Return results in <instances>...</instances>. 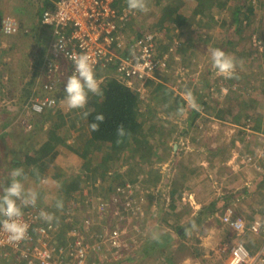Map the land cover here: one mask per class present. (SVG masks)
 Listing matches in <instances>:
<instances>
[{
	"label": "rangeland",
	"instance_id": "1",
	"mask_svg": "<svg viewBox=\"0 0 264 264\" xmlns=\"http://www.w3.org/2000/svg\"><path fill=\"white\" fill-rule=\"evenodd\" d=\"M55 1L56 0H51V2L53 3ZM121 1L122 0H115V2L117 3H121ZM171 1L173 0H147L149 11L146 13L130 11L127 5H124L121 11L130 14L131 23L134 29L137 30L138 28L140 29L146 28L148 26H154V23H156V21L159 19V16L161 15V8ZM175 1L177 0H174V2ZM222 1L225 2L221 6L213 4L210 7L209 17L204 18L205 20H208V23H210L211 26L199 27L195 24L194 21L192 22L193 19H191V17L194 15L193 10L197 7L195 0H180L176 8V11L181 12L185 15L186 18H189L187 19L190 21L188 24L183 23V25L179 28L175 27L174 22L170 21V25H173L175 28H173V41H171V45H169L168 47L172 50L175 49V47L172 46L174 45L173 43L175 41V44L177 46H182V48L184 49V54H177L176 52L171 53L174 56H172L170 59V66L165 70L160 69V71H165L161 74H165L166 77L168 75V78L164 80V83L168 86L173 87V89L177 91V93L181 94L184 98L188 99L186 90H193L194 92H196V90L201 87V81L204 77L200 79L198 73L202 71V66L205 64L206 66L209 65L212 67L210 54L211 49L220 48L221 50L225 51L226 54L234 57L237 63H239L240 60L237 59V56H242L241 53L247 54L246 51L248 49L253 50L254 47L256 49L261 48L260 41L263 40L259 39V37L260 35L263 36L262 31H264V0ZM36 2L37 0H0V18L8 16L13 18L16 22V30L7 34H4L0 24V74L3 80L0 92V122L5 120H8V122L12 121L14 116H12L11 113L10 115L8 114L5 118V113L3 110L4 106L16 112V110L20 109L21 104H23L25 100V93L23 95V93H19V91L20 88L24 86L25 82H27L29 72H31L33 69L32 64L37 50L42 46L44 47V57L47 58V54H49V48L52 43V35L49 34L48 30H45L44 32L39 31V17L35 14L37 5ZM236 5L242 6V8L240 9V16L242 17V21L238 20L237 23H233L231 11L236 8ZM236 24L238 25L235 26ZM37 34H41L42 36L44 35L46 37H44L43 44L39 45V43L34 39ZM243 57L246 58L243 60V63L246 64L248 62V65L244 68V70L251 71L253 73L251 68H255L257 71L259 70L264 74V65H256V63L254 62L255 60L253 58V54L249 53L248 56L246 55ZM248 60H250V62ZM63 62L65 61H61V63L57 65V68H52L51 71H48V69L44 67L45 60L42 61V63L36 70L33 82L28 84L30 85V92L33 94L32 97H40L41 95L46 96L52 93L54 94L56 90L58 92V90L61 91V89L64 91L65 83L67 81V63ZM236 70L240 69L236 68ZM243 72L248 74V72ZM220 77V75H217L218 81L217 83H215V86L216 84H218L220 89V85L222 84L227 89L226 86L227 84H229V82L223 76L221 78ZM50 83L52 85V88L49 91L45 92L42 87L45 84ZM234 85L235 83H232L231 88H233ZM7 89H11L12 93H8ZM132 89L140 92V97L145 99L144 106L151 110L152 113V118L150 120L142 122L143 131L150 130L152 125H157L158 123L160 125H163V127L165 126L164 128L171 127L170 123L166 119L173 120L174 117L167 115L166 112L156 104V101L158 99L157 97H149L151 95L147 93L145 86H143L139 90H137L136 87L135 89ZM4 91L5 93H3ZM221 91H224V89H222ZM216 93H218L217 86L215 87V94ZM215 94L213 95V97H215ZM21 96H23L24 99L23 97L21 98ZM64 96L65 95L61 96L62 98H60L57 104L59 111L62 114L66 115V118L68 119L74 118L76 117V115H82L81 110L69 111L65 107V105L63 104ZM18 119L21 120V117L19 118L18 116L16 119H13L14 125H12V128H14V130L11 128L5 129L6 131H9V133L11 134V139H13V141L15 142L13 145H11V147L9 144L3 141L2 136L4 133L0 130V181H3L4 177H6L7 182H10L11 171L19 166L26 171V169L24 168V164L22 163L24 161L22 155L27 154L31 159L36 157L40 158V152L37 150V148L42 146L43 142L48 136L50 124L45 123L40 130L38 129L31 136L32 139L38 141L36 149L30 150L29 147H25L21 150V153V151L18 150L19 148L17 149L16 143L22 141V139L27 134L25 133V128L22 126L23 122L18 123ZM68 122L69 121H67L66 119L64 124L67 125ZM177 122L178 126L174 128L173 131L168 129L166 131L164 129L160 138L158 137L157 133H153L151 135H148L147 133L145 134L150 143L153 144L155 155L151 157L147 156L146 159L143 160L142 166L137 164L133 168L134 172L141 173L143 170L149 172L152 169H157L160 173L155 175L158 185L156 188L152 189V194L156 200V203L153 201L148 205V202L140 197V204L142 208L149 209L148 213L152 215H150V217L146 213L147 218L145 217V220H142V224H139L141 223V221H138L137 219H134L132 221L125 219L123 222H118L111 218H107L106 216L104 218V213H99L93 207L92 209H90L91 207L86 208L81 201V199L84 198V193L86 192L89 196H91V193L93 192L97 194L99 191L102 192L101 188H105L107 190V187L111 186V182L109 181L113 180L114 174L116 172H121L127 169L133 164V160H141L139 159L140 157H137L138 154L133 153V149L131 147L123 150L120 155L116 157L117 160H122L120 166L111 169L109 168L108 164L100 163L99 154L97 156H92V158L90 157V159L89 157L82 158L78 155V153L74 151L73 148H71L72 152H70L69 156L58 157L55 164V169L51 170V173L54 174V179H56V186L54 188L48 189V193L45 194L44 198H41V201H43V204L45 206H49L52 212L54 211V220L57 223L60 222V218L62 219L63 216L66 217L68 213L67 216L69 217L70 223L68 226L62 224L63 230L67 229L71 223L72 225L74 223H77L80 219L86 217L87 214L91 215L90 217L85 218L88 222L85 221L83 229H79V231L83 234L85 241L89 245H94L98 242L96 236L99 234H102L101 238L104 241L99 244V247H96L95 249H89V259L86 261V264H172V262L175 263L178 261L176 259V256H174L175 251L177 250V248L175 247L178 243L176 244V242H172L168 244H159L158 242H155L154 240L156 239L153 238L155 236L159 239L161 238L163 233L161 231L164 225H162V219H160L159 217L161 208H163L167 204L175 202V204L179 203L176 210L180 211V209H183L182 206L184 205V207H190L192 211L197 204L195 196L194 201L192 199V193L194 191L192 190V183L187 184L188 186L183 184L182 180L180 181V179H184V177L176 174V169L177 171H179L180 168H184L181 165V162H177L175 153L171 154L170 151L168 152L167 157L164 156V148L160 143L161 140H167L171 145L175 140H178V148L176 153H180L181 150H185L188 147L186 142L182 143V140H185L184 138L188 137V139L191 141L193 138V133L191 129H188V123L182 121V119L177 120ZM246 123L251 122L246 121ZM163 127H161V129H163ZM0 129L2 128L0 127ZM185 130H187V132ZM211 130L212 129L205 130L201 138H205V134L207 136H215V134ZM73 135H76V133L73 132ZM176 136L178 138H176ZM179 137L181 140L179 139ZM158 138L161 140L158 141ZM218 139H220V142L223 141V138ZM190 143L194 145L192 141ZM254 146L257 147V143ZM133 154H135V156H133ZM139 154L144 155L145 153L143 152ZM22 158L23 160L21 161ZM183 158L189 161L191 159L187 156H184ZM13 162H17L18 164L13 165ZM231 162L234 163L236 161H233L232 159ZM231 162L229 163V165L232 164ZM243 163L248 166V169H256L253 161L249 163L246 160L243 161ZM30 167H33V165L31 164ZM42 167L43 164L41 163L38 170L41 171ZM185 168L186 171L182 175H184L187 170L191 168L190 163L189 165H185ZM243 168L244 167L242 166V169ZM242 169H240V171H232L240 173H243L241 171H244L245 173L241 175L243 177L239 178L240 180L238 179V181H235L236 184H234L235 186L232 188V190L236 189L237 187H243L246 184V181L248 182V180H245L244 176H251L250 171H248L249 173L246 174L247 172ZM146 172H142V174L146 175ZM204 175L205 174L203 171H201V173L199 174V177L202 181V189L200 190L201 192L199 193V196H204L205 198L206 196H209L210 193H213L214 196L216 195L215 192L218 194L221 193V189L218 187L219 181L215 178L216 189H210L212 187L210 185L211 182H209L207 177L205 179H202L204 178ZM167 176L173 177L172 183L170 184V191L174 188L176 190L174 194L176 197L173 195L169 196L168 194H166L165 190H163V186L166 185L165 182H167ZM82 178L86 179L87 181L86 185H83L84 187L81 188L82 190H80L79 188L73 190L68 187L71 182L75 180L81 183V180L79 181V179ZM92 181H94L95 183L94 186L101 185L100 190H98L97 188L93 189L89 187V182ZM212 181H214L213 178ZM28 183L29 180L26 182L25 187H27ZM43 187V190L46 191L48 185L44 184ZM160 190L162 192H159ZM131 191H133V189H131ZM140 193L141 191L139 192V195H142ZM156 193L159 195L158 198L155 197ZM57 200L63 201L62 209H58L56 207ZM168 208L170 207L168 206ZM95 213L96 218L94 220V216L92 214ZM143 214H145V212ZM102 219L106 220L104 221ZM220 225L217 224V231L221 232V229H225L224 234L227 235L228 233H230L231 236H229L230 238H226V240H223L225 242L216 241V239L211 236V242L213 243L214 247L210 249L209 256L211 257L207 256L206 258H203L205 264H208L207 261L211 264H225L226 257L229 252V247L235 240L233 239L234 236H232V231L230 232V230L226 226L224 228V226L222 225V228ZM121 227L123 228L122 232L125 233L123 234V236H121L122 232L119 230V228ZM112 228L119 230L118 243L116 245H111V241L108 242V235L112 232ZM248 234L249 233H247L246 235ZM250 236V238L247 236L242 238L241 241L247 244L248 248L252 252H255L259 249L262 243V237L254 234ZM151 241H153V245ZM204 247L206 248L207 246ZM143 251H145L146 255L144 257H138V255ZM167 253L171 257H169L170 260H164V256ZM12 255L17 254L10 253L7 254L6 257L9 258L10 262L16 263L12 259ZM7 258H5V261L8 260ZM0 261L4 262V259H0Z\"/></svg>",
	"mask_w": 264,
	"mask_h": 264
},
{
	"label": "trees",
	"instance_id": "2",
	"mask_svg": "<svg viewBox=\"0 0 264 264\" xmlns=\"http://www.w3.org/2000/svg\"><path fill=\"white\" fill-rule=\"evenodd\" d=\"M179 1L180 0H177L174 2L173 0L165 4L161 8V15L159 16V19L156 21V23H154V26L152 27L148 26L146 28H140V29L138 28L137 30L134 29L131 23L130 14H128V19L125 20L123 24H120V28H122L125 31L124 33L127 39H130V40H135L139 38L140 36H143V33L145 32L155 33L153 42L156 47V56L160 58L161 60L165 61L166 65H165L164 70L170 66V59L172 56H174L171 53L176 52L177 54H182V53L184 54V49L182 48V46L181 47L177 46L175 44V41L173 43L174 45H172L175 47V49L172 50V49H169L168 47L169 45H171V41H173V38H174L173 28L175 27L180 28V26H182L183 23L188 24L190 22L189 20H187L189 18H186L184 14L176 11ZM224 2L225 1H222V0H195L197 7L196 9L193 10L194 15L191 17V19H193L192 22L194 21L195 24L199 27L211 26V24L208 23V20H205L204 18L209 17L210 7L213 4H217L218 6H221ZM36 3L37 5H36L35 14L36 16L39 17V21H38V24H39L38 27H40L39 31L44 32L45 30H48L49 34L52 35L53 34L52 28L48 25L42 24L41 14H42V11L46 9H49V10L53 9L54 3L51 2V0H37ZM121 3L120 2L117 3L115 2V0H113L112 6L117 11H121L122 7L124 5L125 6L127 5L126 0H122ZM235 7L236 8L231 11L233 23H237L238 20L242 21V17L240 16V12H241L240 9L242 8V6L236 5ZM170 21L174 22L175 27L173 25H170ZM237 25L238 24H236L235 26ZM234 30H235V27H234ZM262 33H263V36L260 35L259 37V39L263 40V41H260L261 43L260 49L262 50L257 51L258 49L254 47L253 50L248 49L246 51L247 54L241 53L242 56H246V55L248 56L249 53L252 54V52L255 51L259 53V55L261 56L260 57L261 59L259 60H262L264 62V31H262ZM4 34H7V33H4ZM66 35H68V33H66ZM44 37H45L44 35L42 36L41 34H37L34 37V39L40 45V44H43ZM113 46L117 48L116 39H114ZM165 54L167 55V57L163 59V56ZM44 56H45L44 47L41 46L37 50L36 55L34 57V61L32 64L33 69L31 72H29L28 80L27 82H25V84L23 83L24 86L20 88L19 93H23V95L25 93L24 95L25 100L23 104H21L20 109L14 112L5 106L3 108L4 113H5V118L8 114L10 115L12 113V116L14 115L13 119H16L19 116V118L21 117V120L18 119L17 122L18 123L23 122L22 126L25 128V131H26L25 133L27 135L22 139V141L16 143L17 149L19 148L18 150L21 151L25 147L30 148L32 140L30 139L31 137L29 136H32L38 129L40 130L41 127L44 126L45 123L50 124V129L48 131V136L43 142L42 146L37 149L40 153L43 152L42 155H48L49 153H52V151H54L55 144L57 145L62 142H66L65 144H68L70 148H73L75 152L78 153V155L82 158L89 157L90 159V157L92 158V156L94 155L97 156L99 154L100 163L108 164L109 168L111 169V168H117L120 166L122 160H117L116 157L120 155V153L123 150L131 147L133 149V153L138 154L137 157H140L139 159L141 160H138V161L133 160V164L129 166L127 169L121 172L120 171L116 172L114 174L113 180L109 181L111 182V186H108L107 190L105 188H101V185L94 186L95 184L94 181L89 182L90 188H93V189L97 188L98 190H100L101 188L102 192L99 191L98 194L94 192L93 193L90 192L91 196H89L86 192L84 193V198H82L81 201L83 202L86 208L91 207L90 209H92L93 207L99 213H104V218L106 216L107 218H111L118 222H123L125 219H128L129 221L137 219L138 221H141V223L139 224H142V220H145L144 218L146 217V213L149 216L151 214L148 213L149 209L142 208L140 204V197L145 199L148 202V205L149 203H152L153 201L156 203V200L152 194L153 192L152 189L156 188L158 185L155 175L160 174L157 169H152L149 172H146L143 170L142 172H146V175L142 174V172L140 173V172L133 171L134 166H136L137 164L142 166L143 160H145L147 156L151 157L155 155L153 144L150 143L149 139L147 138L145 134L147 133L148 135H151L153 133H157L158 137L160 138L164 129L166 131L167 129L173 131L174 128L178 126V122L174 121L175 118H178V119L186 118V120L190 122H195V119H197L198 121H200V124L201 123L204 124L206 121V116L208 117L207 114H209L208 113L209 111H207V109L205 108L206 100H202L201 104L199 102H196V104L199 106V109L204 110L206 115H203L202 113H200L199 109L196 110L191 106L190 104L191 99L189 97L188 99L184 98L181 94L177 93V91H175L173 87L168 86L167 84L164 83V80L168 78V75L166 77L165 74H161V73L165 71L156 70L154 73L155 77L153 76V77L147 78L146 81L144 82V86L147 90V93L151 95L149 97H152V98L157 97L158 99L156 101V104L159 105L166 112L167 115L173 116L174 119L173 120L166 119L170 123L171 127L164 128L165 126L163 127V125H160L158 123L157 125H152L150 130L143 131L142 122L148 121L152 118L151 110H149L148 108L144 106L145 99L140 97L139 91H135L132 88L128 87L122 81L114 78L111 74L107 75V72H103L104 78L100 81L102 82L101 87L104 90V96L101 98V97H97L92 94H89L87 108L94 109V111L89 115L87 119L84 118L83 115H76V117L68 119L66 118V115L62 114L59 111L57 104L60 98H62L61 96L65 95V92L62 89L61 91L58 90V92L56 90L54 94L52 93L50 95H46V96H49L55 99V103L53 106L45 107L39 111L32 110L31 108L26 106L27 102L30 101L29 99L33 98L32 97L33 94L30 92V85L28 84L33 82L35 78L36 70L43 60H45L44 67L46 68L48 59L52 61L54 59V56L51 53L47 54V58ZM61 61H65V60L63 58L57 59L58 64H60ZM71 75H73L71 73V66H70V63H67L66 80ZM1 77L2 76L0 74V92H1L2 81H3ZM229 80H233V79H229ZM226 87L227 89L224 92L219 89V86L217 84L218 93L222 92L224 93V96H225L229 94L231 91H235L234 89L237 88L235 84L232 90L230 83L227 84ZM43 90L45 92L49 91L45 89ZM7 91L8 93H12L11 89H7ZM187 91L188 92L191 91V93H195L193 90H187ZM3 93H5V91ZM199 93H203V95H207V96L208 95L212 96L211 93H215V91L214 90L212 91V88H209V91L207 89V92H206V88L201 85V88L199 89ZM241 94L242 93H238V95H241ZM41 96H44V95H41ZM22 97L23 96H21V98ZM101 113L104 115L105 119L102 123H100L99 130L96 132H92L89 125L90 123L96 122L95 116ZM13 119L12 121H9V122L8 120L6 121L5 119H4L5 121L0 122V127L2 128L0 130L3 131L4 133L2 136L3 141L9 144L10 147L15 142L13 141V139H11L10 137L11 134L9 133V131H6L5 129L11 128L14 130V128H12V125H14ZM66 119L67 121H69L67 125L64 124ZM158 120H159V117H158ZM190 122H188V124H190ZM121 124H123L125 128H127L131 132V135L124 137L123 142L117 144L116 143L117 141L116 130ZM161 127H163V129H161ZM62 130L64 133L62 132ZM1 131H0V135H1ZM185 131L187 132V130ZM73 132L76 133V135H73ZM68 138L72 139L71 142H67ZM159 138H158V141L161 140ZM176 138L178 137L176 136ZM160 143L163 145L164 151H167L168 149L171 148V146L168 145L169 143L167 140H161ZM167 147L168 149H165ZM34 149H36V146L34 147ZM143 152L145 153L144 155L139 154ZM253 153H254V150H253ZM246 155H249V153ZM133 156H135V154H133ZM24 157L28 158L30 156L25 154ZM22 160L23 158L21 159V161ZM22 163L24 164V168L26 170L27 169L29 170V167L31 166L30 161L29 160L26 161V159H24ZM17 164H18L17 162H13V165H17ZM185 169L186 168H184L183 173L185 172ZM80 180H81V183H79L77 180L72 181L68 187H70V189H73V190L77 188L82 190L81 188L84 187L83 185H86L87 181L86 179H83V178L79 179V181ZM5 184H8L6 177H4L3 181L2 180L0 181V186L3 185L2 186L3 188ZM131 189H133V191H131ZM140 191H141L140 194L142 195H139ZM175 192L176 190L174 188L171 189V195L175 196L174 195ZM240 193L241 191L239 193L236 192L233 196L238 198L241 195ZM218 196H219L218 200H221V199L224 200V197L222 198L220 197V195ZM155 197L158 198L159 195L156 193ZM178 204L179 203L175 204V202H172L171 204H167V205L171 209H173L172 210L173 212L175 209H177ZM36 206L39 209L41 206L46 212L51 213L55 216L54 211L52 212L49 206L47 205L45 206L43 203L39 201V199L37 200ZM186 207L187 206L184 207L183 205L182 210L185 211ZM27 208H30V207L29 206L23 207V209H27ZM115 210H117V213H115ZM144 212L145 214H143ZM67 215L66 217L63 216L62 219L60 218V222L58 223L55 222V220L52 221L55 223V226L56 225L57 226L55 230L49 233L50 238L49 237L48 238L50 240V243L55 244L57 246L58 245L65 246L71 240V237H69L71 235L69 233V230L73 228H79L80 230L83 229V222L85 218L91 216L87 214L86 217L80 219L77 223H74L73 225L71 223L67 229L63 230V225L68 226L70 223L69 217ZM92 215L94 216V220H95L96 213ZM61 220H62V223H61ZM102 220L105 221L106 219H102ZM44 224H47V222L42 220L39 217V213H37L36 219H34L32 222V227H35L37 225H44ZM225 225L228 226L227 224ZM228 228L229 230L232 231L230 232L233 233L232 236L235 237V238L233 237V239H235L236 241H241V239L246 236L250 238L251 237L250 235H253V233L250 231L239 233L237 231L232 230L229 226ZM111 230H113V228ZM119 230L122 232L123 228L121 227L119 228ZM247 233L249 234L246 235ZM123 234L125 233L122 232L121 236H123ZM227 235H228L227 237L225 236L223 237L222 240L221 239L219 240L223 241V240H226V238H230L229 236H231V234L228 233ZM68 237L70 240L68 239ZM245 245L246 247H248L247 244ZM145 255L146 253L145 251H143L141 252V254L138 255V257H144ZM88 259H89V254L87 256V260ZM22 261L23 262L21 264H27L26 260H22ZM0 262L1 264L3 263L7 264L6 262H2V261ZM11 264H15V263H11Z\"/></svg>",
	"mask_w": 264,
	"mask_h": 264
},
{
	"label": "crops",
	"instance_id": "3",
	"mask_svg": "<svg viewBox=\"0 0 264 264\" xmlns=\"http://www.w3.org/2000/svg\"><path fill=\"white\" fill-rule=\"evenodd\" d=\"M261 50L262 49L258 48L257 51ZM252 54L256 65H264V62L259 60L261 59L259 53L253 51ZM237 59L240 60L239 63H237V68L240 70H236V74L239 75L238 78L233 80L226 79L230 84H236L237 88L234 89L235 91H231L225 96L222 92L216 94L211 93L212 96H207L203 95V93H199L200 87L195 93H192L195 102L201 104L202 100H206L205 108L209 111V114H207L209 118L206 116L204 124H200V121L197 119H195V122H190L186 120V118H180L186 123L190 122V124H188V129H191L193 133L191 141L194 145L190 143L191 141L188 137H185V140H182V143L186 142L189 148L187 147L185 150H181L180 153H176L178 140H175L171 145L168 144L171 148L168 149L167 147L165 149L168 150L166 152L164 151V156L166 157L168 156L169 151L171 154L175 153L177 162L180 161L184 168L185 165H189L190 163L191 168L188 169L184 175H182L184 168H180L179 171L176 169V174H180L179 176L184 177V179H180L183 184L187 185L192 183V190H194L193 193L191 192L193 195L192 199L194 201L195 196V199L197 200V204L192 211L190 207L187 206L185 211L182 209H180V211L175 209L172 212L173 209L164 206L161 208V212H159V217L162 219L161 223L164 225L161 231L163 233L161 238L153 240L159 244H168L172 242H176V244L178 243V247L177 245L175 247L177 250L174 255L178 261L175 263L172 262V264H205L203 258L209 256L210 249L214 247L211 242V236H213L216 241H221L223 237L228 236L224 234L225 229H221V232L217 231V224H221L220 226L222 228L223 226L224 228L226 226L221 221L220 216L224 214L228 207L233 209L235 215L243 216L247 221H251L258 216H264V172L263 170L253 168L248 169V166L243 163L246 154L253 153V150L255 149L254 145L256 143L258 145L257 147L262 145V137L256 132H264V74L259 70L257 71L255 68H251L253 73L244 70L248 65V62L246 64L243 63V60L246 58L243 56H237ZM248 61L250 62V60ZM202 68V71L198 73L200 79L204 77L201 81L202 86L206 88V92L207 89L209 91V88H212V91H215L213 88L217 86V84L215 86V83L218 81L216 70L209 65L206 66V64L203 65ZM243 71L248 72V74ZM231 89L233 90V88ZM186 92L188 93L187 90ZM238 93L244 95H238ZM214 94L215 97H213ZM199 111L203 115H206L204 110L199 109ZM175 119V122L179 120L178 118ZM246 121L251 122L252 132H247L244 128ZM210 129H212L211 131H213L215 136H207L205 134V138L202 139L201 136L204 131ZM247 135H250V138H247ZM218 138H223V141L220 142V139ZM30 139L32 140L30 150H33L34 147L37 146L38 141L32 138ZM70 140L72 139L68 138L67 142H70ZM65 143L66 142L57 145L55 144L52 153H49L48 155H42V153H40L41 157H36L37 159H31L30 157L25 158L24 155H22L26 161L29 160L33 165V167H29V170L25 171L26 179L24 180V184L29 180L26 188H35L39 193L38 199L41 203H43L41 198L45 197V194L49 191L48 189L54 188L56 185L49 183L47 184V190L44 191V184H41L39 179L36 178L37 174L35 170H38L42 163V170H38L40 177H47L50 181L56 182L51 170L55 169L58 157H67L70 152H72L70 146ZM184 156L190 157V161L184 159ZM232 159L236 162L232 163ZM230 162L232 163L231 165H229ZM242 166L247 172L246 174L249 173L248 171L251 172V176H244L245 180H248V182L246 181V184L243 187H237L232 190L235 186L234 184H236L235 181H238L239 178L243 177L241 175L245 174L244 171H241L243 173L232 171H240ZM201 171L205 174L202 179L207 177L209 182H211L210 185L212 187L210 189H216L215 180L217 179L219 181L218 187L221 189V193L218 194L215 192V196L213 193H210L206 198L199 196V193L201 192L200 190L202 189V181L199 177ZM27 177L30 178L28 179ZM212 178L214 181H212ZM172 179L173 177L167 176V182H165L166 185L163 186L164 189L162 188L169 196L171 195L170 184L172 183ZM9 184L10 182L5 185L8 186ZM2 186L3 185L0 186L1 194ZM240 191L241 195L238 198L233 196L236 192L239 193ZM159 192L162 191L160 190ZM218 195L222 198L224 197V200H218ZM226 227L228 228V226ZM235 241L236 240H234L233 243ZM151 242L153 245V241ZM203 245L207 247L205 248ZM10 253L12 252L0 248V259H4V262L7 264L14 263L10 262L9 258L6 257L7 254ZM12 256V259L16 262L15 264H21L23 262L18 256ZM169 257L170 256L167 253L164 256V260H170L171 257ZM5 258L8 260L5 261ZM207 263L211 264L208 261Z\"/></svg>",
	"mask_w": 264,
	"mask_h": 264
},
{
	"label": "built area",
	"instance_id": "4",
	"mask_svg": "<svg viewBox=\"0 0 264 264\" xmlns=\"http://www.w3.org/2000/svg\"><path fill=\"white\" fill-rule=\"evenodd\" d=\"M112 1L56 0L53 9L43 11L42 24L50 26L53 30L49 54L51 53L54 59L53 61L48 59L46 64L48 71L57 68L59 65L57 59L63 58L70 63L71 73L74 74L73 58L80 54H87L94 63L99 80L104 78L103 72H107V75L111 74L128 87L134 89L136 87L139 90L144 86L147 78L154 76L156 70L165 68V61L156 56V47L153 42L155 33L145 32L143 36L135 40L127 39L120 24L128 19V14L117 11L112 6ZM1 27L4 33H11L16 29V22L7 16L2 18ZM114 39H116L117 48L113 46ZM166 57L165 54L163 59ZM51 88V83L43 86L45 90ZM222 89L226 90L224 86ZM29 100L26 106L36 111L51 107L55 103V99L49 96H35ZM245 129L247 132H252L251 124L246 123ZM256 133L261 135L262 145L255 147L253 154L246 155L245 161L249 163L253 161L256 169L263 170L264 132ZM247 138H250V135H247ZM29 207L23 209L22 218L29 225L27 239L18 244L9 243L7 233L0 229V248L16 253V256L26 260L27 264H86L89 249L99 247V244L104 241L101 238L102 234H99L96 236L98 242L89 245L79 228H73L69 230L71 240L65 246L52 244L48 236L57 225L51 222V224L32 227L37 213H40L43 208ZM221 220L234 231L239 233L250 231L262 237V243L255 252L250 251L241 241L232 243L225 264H263L264 216L247 221L243 216L235 215L233 209L228 207L221 216ZM118 235V230L113 229L108 235V242L111 241V245H116Z\"/></svg>",
	"mask_w": 264,
	"mask_h": 264
},
{
	"label": "clouds",
	"instance_id": "5",
	"mask_svg": "<svg viewBox=\"0 0 264 264\" xmlns=\"http://www.w3.org/2000/svg\"><path fill=\"white\" fill-rule=\"evenodd\" d=\"M126 3L130 11L142 13L149 11L147 0H126ZM1 20L2 18H0V23ZM210 54L212 67L216 70L217 75L223 76L225 79L238 78L236 74L237 61L234 57L226 54L220 48L211 49ZM73 61L75 71L65 83L63 104L69 111L81 110L82 115L87 119L94 111V109L87 108L89 94L102 98L104 90L101 87L102 82L97 78L94 63L89 55L80 54L74 57ZM222 86L224 85H220L221 90ZM187 95L191 99V106L198 110L199 106L196 104L194 97H192L191 91ZM104 119L105 117L102 113L97 114L95 116L96 122L89 125L91 131H98L100 123ZM130 135L131 132L121 124L116 130V143H122L123 138ZM35 171L41 184L56 183L55 181H50L47 177H40L38 170ZM25 179V170L22 167L14 168L11 171L10 184L4 186L2 194H0V217H2L0 219V229L7 233L9 243L18 244L28 238L29 225L22 219L24 215L23 207H35L38 200L39 193L35 188H26L24 184ZM56 207L62 209L63 201L57 200ZM39 217L49 224L55 219L53 214L43 209L40 211ZM153 238L158 239L155 236Z\"/></svg>",
	"mask_w": 264,
	"mask_h": 264
},
{
	"label": "flooded vegetation",
	"instance_id": "6",
	"mask_svg": "<svg viewBox=\"0 0 264 264\" xmlns=\"http://www.w3.org/2000/svg\"><path fill=\"white\" fill-rule=\"evenodd\" d=\"M1 24V23H0Z\"/></svg>",
	"mask_w": 264,
	"mask_h": 264
}]
</instances>
